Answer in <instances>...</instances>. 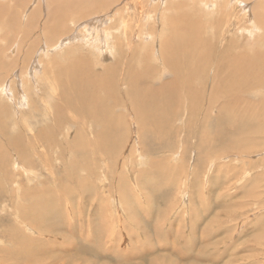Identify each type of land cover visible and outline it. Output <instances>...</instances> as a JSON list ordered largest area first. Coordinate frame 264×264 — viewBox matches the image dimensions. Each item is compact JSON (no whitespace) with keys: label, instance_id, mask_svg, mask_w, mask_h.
<instances>
[{"label":"rangeland","instance_id":"rangeland-1","mask_svg":"<svg viewBox=\"0 0 264 264\" xmlns=\"http://www.w3.org/2000/svg\"><path fill=\"white\" fill-rule=\"evenodd\" d=\"M34 1L36 2V0H0V138H1L0 139V149H1L0 155L1 154L3 155V156L2 155L0 156V204H1L0 205V250H1L0 251V255H1L0 262L7 263V264L24 263L26 261H23V262L20 261L19 263L18 260L10 259L7 256L8 251H11L12 256H13L12 258H15V255L16 256L18 255V252H19L18 250H25L23 247L26 248V247L31 246L30 249L37 248L35 244H29L27 242H26L27 244L26 246L23 239L28 237L27 240L28 239L36 240L39 236L38 235L39 233L38 234H33V233L36 232V229L40 228L39 227L41 224L40 220L41 219L44 220L46 217H41L44 213L43 212L40 213V211H38L35 208L38 204L34 205L30 203L32 201V198H30L31 201L28 202L29 196L23 197L19 194V190L24 191L27 188H32L33 185H37L36 188H34V190L32 191H35L36 189L42 191L41 188L42 189L44 188V190L45 189L50 190V188L51 189L53 188V190L55 191L54 196L57 198L60 197L59 202H60V208L62 209V213H63V209L66 208L64 210V213L61 215V217H63L62 221L66 226H64L62 230H54L48 227L46 228V232H44L45 235H52L53 238L49 240L50 243L54 244L53 241H55V244H56L59 241L58 244H61L63 241L62 238H67V240L70 241L69 237H63L62 234L66 232H70V230L72 229V225H76V217H78V210L81 209V207L83 209L79 210V215L83 216L82 221L84 225L86 223H89V224L92 223V221L91 222L88 221L89 220L88 208H95V214L98 219L95 225L97 230L100 227L103 228V229L100 228L99 229L100 231L106 230V232L104 233L110 234L107 241H109L110 243H113L114 242L113 240L115 239V236L116 234H118V232H120L122 236L126 234L127 237L131 235H136V233L138 232L136 222H140V221L136 220V217H137L135 213L136 207L141 208L144 211L150 209L154 213H158L157 217H161L160 214H162L164 216L163 220L165 221V223L169 224L168 221H172L174 218V217H171V213H169L170 209L173 208V206H175L177 208L176 212H172V214L177 216L178 214L177 210H179V206H181V208H184V210L186 209L187 215L186 214L185 215L186 216L189 215L188 217L192 219L193 223L198 221V219H200L201 222L202 220L204 221L202 222L203 224L199 221L200 229L205 224H207L209 227L212 226L211 227L212 233L213 231H215V229H219L217 232L219 234L218 239L212 242V244L216 243L215 246L213 247V250L220 251V250H224L225 248L231 247L230 250L235 249L234 251L236 254L244 256L245 258L248 259L246 261L247 263L245 262L244 264H264V238H263L264 236V206L261 207L262 209H260V211L258 212V209H259L258 204H264V138H262L263 141L261 140L259 143H256V140H252L251 143L249 142L248 144L243 142V145H249V146L251 145L252 150L250 152L253 153V154L252 153L250 154L251 158L245 159V163H241V162L237 163L235 161H233L232 163H229L227 162V159L225 161H222L219 159L214 160L213 157H207L208 160L206 158L200 157V159L197 161L196 148L199 143L200 136L202 134H206V135L219 134L220 132L218 131V129L223 127L222 124L213 122L214 120H216L215 114L218 113L217 112L218 110L213 111L212 117L209 119L210 121H200V120H197V117H196L195 103L197 101L198 93L205 94L208 97L211 96L212 98L220 95V93L211 91L204 87L205 81L211 78L212 75L214 76L213 72H214L215 66H214L213 61L211 62L210 60H208V61L200 62V64L198 65V70L200 74L195 79V82L190 83L189 88L186 90V93H188V95L192 98V99H188V106L190 107L192 114L190 116L187 114L185 115L181 114V116L179 117L176 111L171 110L170 118L172 119V123L169 125L171 127V131H169V128L167 126L165 127L167 132L165 133V140H164V142L168 141L170 145L163 142V146L165 147L169 146V147H168V152L164 151L165 153L162 154L161 157L151 155V151L153 150L152 148L156 146L158 142H160L159 139L157 141L155 138H153L152 135L143 133L144 128L143 130H141L140 138H139V135L137 136V133L136 135L134 134L135 131L138 132V129L141 126L136 121L138 117L142 116L140 114L141 107L140 109H136V113H137L136 118L129 110L126 111V114L128 113L129 115H125L123 111L119 110L121 107H118V106L115 107L113 98H107L109 91H108V87L106 84L104 88L102 87L99 89L97 93L98 94L97 99L95 100L94 105L92 107L97 106L101 110V111H97V118L100 112L103 113V111L104 112L109 111L112 108L116 111V113H121L125 117V120H126L124 125L120 123L119 130H122V131L121 132L117 131L118 133H115L111 139H106L104 138V136H106L105 132L102 131L104 128V125L101 122L100 123L90 122V121L83 122L80 120L79 116L77 115H76L77 116L76 119L69 118L71 117V115H69V117L66 116L65 117V127H67V129L69 128L68 126L70 125H76L72 127V130L70 129L69 131L70 134H72L74 130L78 131L79 128L81 131H83L82 138L79 140V137H78L79 142L78 144L75 143V145H78V148H80L81 150H79L78 148L77 150L76 147H72L64 151L65 153L69 151L66 154L62 151L64 154V165L60 164V161L57 157L59 156L60 150L55 149V150H51V152L49 151L48 153H45L44 157H46L45 160L49 162V168L48 166H45V168H43L39 166L38 164V166H36L33 169L34 171L31 169L32 171L30 172H34L37 174V176H35L36 179H34L33 182H28L25 175L19 176L17 174L21 172L20 170L26 169V167L22 166L19 161L17 162L15 161L16 164L14 165V160H12V157H14V154L12 153V151H7L8 146L6 144V141L8 140V137L9 139L12 138L13 140L19 137V140H20L19 142H21V144L24 145L27 138H29L28 146L30 147V141H35L36 139V134H37L36 125H47L49 114H53V113L55 114L54 111L56 110V106H57L58 113H59V110L65 109V105L63 104V100L61 99L60 94L62 92H67L66 89L63 87L69 81L68 80L69 76L66 78H63L60 76V74H61V71L66 70L64 69V67H67L71 64V62H69L70 64L67 63L68 59H72L71 56L77 55V53L79 52H81L79 54H86L85 56H87V58L90 56L89 63H88V60H86L87 63L85 64H86V67H88L90 71L91 69H93L92 70L93 73L96 74V76L94 75L95 77H99L100 74L102 73V70H104V74L102 75V77H104L106 73L109 71L105 67H109L112 69L118 68V67L117 68L114 67V63H115L114 59L116 58L115 56L118 53L116 46H112V48H114L112 50L110 49L107 50V45L105 46V49L107 51L106 55L109 56L108 58H106L107 56L105 57V53L103 55L102 51H98L100 54L94 51L93 49L95 47H93V43L90 44L91 46H89V45H86L84 41L82 42L75 41V43L71 41L67 43L68 44L67 46L69 47L67 46L65 47V45L63 46L61 45L62 47L60 46L59 49L58 48L55 49L56 47L59 46L57 45V42L59 41L58 39L60 37L62 38V36L59 35V31H61V28L56 29L57 30L56 32L58 34L54 31L46 32V30H43V29L40 30V28L46 29L45 27H43L45 26V24L48 23V18L46 17L45 19V15H47L46 12H48V9H50L52 6L54 10H56V7L62 10V12H64L66 17H68V15L71 16L72 18L77 17L76 16L77 13L81 11H79L80 8L77 6L76 0H72L74 4L72 5L74 7L68 4L67 0H43V1L40 0V4L38 5V7L37 5L35 6V4H33ZM92 1L91 0L84 1L82 5H79V6L80 7L84 6L83 10L86 11L87 9L88 14L91 13L92 10H95L93 12H96V10L98 11L99 7H101L100 8L101 11L104 10L105 8H108V6L106 5L99 6L95 2L92 3ZM110 1L113 2V0H108L109 3H111ZM127 1H126L127 6L128 4H130L131 6H128V7H130V9L132 8L130 11V16H128V10L125 11V17L119 16L118 14H116L115 16L114 10L122 7L123 3L122 2L114 3L111 7L112 10H110L109 13L107 14H112L116 18L113 17L112 22L109 23L110 25H112L111 27H108L110 26L109 24L108 26L103 25L104 31L112 35L111 42L115 41L114 40L115 38H118L122 40L121 42H124L123 45H120V47L118 46L121 52L126 51L125 53H127V51H129L128 44H129V41L131 40L133 41V43L135 42L131 46L132 51L140 50V49L141 50L150 49V51L151 49H153L154 51H156L157 49L160 50V48L156 46L158 45L157 44L158 42H156L158 41V39L164 40V39H172L173 37L183 36V35H179L178 33V23L180 19L178 12L176 11L167 12V10L165 9L166 6H162V5L159 6V4H156L158 3L157 1H154L155 3L154 2L150 3L151 1L147 2V0H137V1L135 0L136 2L134 0H127ZM15 2L17 4H14ZM164 2L165 4H168L169 2H173V1L166 0ZM40 8H42V10ZM88 9L89 10L91 9V10L88 12ZM141 9L143 12L141 11ZM33 10L36 11V15L34 17L32 15ZM54 10H52L53 13H54ZM205 11H207V8ZM208 11H212V9L209 8ZM154 13L155 15H157L156 17ZM29 14H30V17H29ZM74 14L76 15L74 16ZM141 15H142V18H141ZM52 16L53 17L50 18V22H51V19H54V15ZM22 17H24V19ZM137 17H139L140 20L137 19ZM124 18L131 19V20H126ZM133 19L134 20L136 19V20L134 21ZM71 21H73V19ZM43 22H46V23H43ZM137 23H139V25H137ZM50 24H53V22H51ZM63 26L60 25V27H62L63 29L62 35H64V37L69 33V30H71L72 31L71 33L73 34V31H74L73 27L70 26L71 27L70 28L69 26L66 27V25H63ZM25 28L26 30H24ZM76 29L81 30L82 28H79V26H77ZM118 29H120V31L117 32L116 30ZM124 30H126L127 32L131 31L133 35L128 33V38L125 35V38L123 39V36L121 34H125ZM152 30H155L154 31L155 34L153 33L150 34ZM213 30L214 29L209 28L207 30L208 32L207 36L203 38L211 40L210 37L212 36ZM138 32L141 33L139 35L146 37L143 41L137 38ZM44 33H46L47 36ZM149 34L152 36L158 35L157 39L155 40L153 39L155 42L151 41V43H149L148 41ZM256 35L257 36L252 35V37L253 38L261 37L263 33L261 31H258L256 32ZM133 36H134V39H133ZM126 39L128 42L126 41ZM227 40L232 41V43L245 41L247 43V52L250 51V45L247 42L248 36L246 34L239 33V30L230 32V34H228ZM211 41L214 44V41L213 40ZM262 41H263V44H262L261 50H264V39ZM126 42L128 44H126ZM141 42L143 43L140 44ZM82 47L85 48L86 50L85 49L81 50L80 48ZM62 49H64V51ZM84 51L85 52L87 51V52L85 53ZM112 51L115 54H113ZM35 54H37L38 56L37 55L35 56ZM39 57L41 61L39 60ZM78 57H76L75 59L78 60ZM145 59L147 60V57ZM154 59L155 57L153 58V61L151 64L155 62ZM128 60L129 59L128 57L126 58V56H125V59L120 60L118 62V66H120L118 70H121L122 67L125 68L122 62L128 61ZM134 60H133L134 64L132 66L133 67L132 72L135 69V71H138V73H141L142 66L140 65V69H139V65H138V64H141L139 63L140 61L137 60V58L135 61ZM90 62H92L93 64ZM49 63L50 65H48ZM156 63H157L156 65L158 66L161 65L159 61H157ZM53 64L56 66H53ZM29 65L30 66L32 65L34 69L30 68ZM27 68H28L29 73L26 74L27 76L26 77L24 73L26 72ZM44 68L46 69L45 72H44ZM52 69L55 71V73ZM112 72H114V70H112ZM160 72L165 73L163 75L162 80H159L156 75H153V77L150 75L151 76L150 78L148 74L146 78L145 76H143L144 81L146 79L149 83H151V85H153L154 87H158L161 84H164L166 81H169L173 78L172 77L173 74L166 72V70L165 71L162 70ZM70 73L71 72H69V75ZM183 73L186 74V72L184 71ZM142 75H146V73L143 72ZM147 77L149 78V80ZM152 78L155 79L156 83H153ZM60 79L61 80L63 79V81H60ZM56 83L58 84L56 85ZM252 92L254 91L250 90L246 93L238 92L235 94H231L227 100L233 105L242 107L244 101H253L255 103H258L260 99L264 98V92L259 94L260 95L259 97H252V94L249 95ZM112 94H116L115 88L113 89ZM75 95H78V94H75ZM86 97L90 98V96H88L87 94H86ZM57 101L59 103L58 105H56ZM221 102L222 100H218V103H221ZM53 104L56 106H54ZM134 106L136 108V105ZM174 107L175 109H178L179 107H183V106L174 105ZM92 114H93V110L90 109L86 115L88 118H91ZM58 115H61V114L59 113ZM221 115L225 117H236V115L227 113L225 111L221 112ZM61 116H64V115H61ZM23 127L26 129L23 130ZM75 134L76 133H73L71 137L70 135H68V137H70L73 142H75V139H72V137ZM20 135L22 136V138H20ZM86 135L88 138L86 137ZM221 135H223L222 137H229V133L226 135L224 134H221ZM148 148H150V150L148 152H145ZM109 150H111L112 153H107V152H111ZM77 151L79 154H77ZM256 152L257 154H259L260 157L256 154ZM26 153L27 154H24V157L26 158L28 156V159L30 158L31 160H33L30 151L27 150ZM67 154L70 156H68ZM111 154L112 155L114 154L115 158L113 156L111 157ZM129 154L130 156H128ZM104 155H106V157ZM51 156L54 157L53 161H52ZM5 158L7 159L5 160ZM104 158L105 160L103 161L100 160ZM153 160H156L154 165L159 166L158 172L155 175H164L165 177L163 184H165L166 190H163L159 195L157 194L151 195L152 190L150 191V186L147 184V180L150 178L148 175L152 176L149 170L152 169ZM211 160H214V161H213V166L210 167V165L212 164ZM117 161L118 163H116ZM145 161H146V166L141 167L140 165L145 163ZM82 164H84V166L89 170L87 173L83 172ZM172 164L176 168L171 167L170 165ZM51 168L53 170L51 172L53 176L55 177L54 180L52 179V175L50 176V174H47V172L44 171L45 169L51 170ZM142 169L145 172H143ZM3 172L10 173V174L15 172L14 175L16 176L18 175V177L15 178V183L19 182L18 185L20 186L21 189H19V186L15 187L14 189L15 183L12 181L10 182V184L7 183ZM192 173H197V177L193 181L191 180ZM76 175H78L80 179H82L83 177L84 180L88 181L90 185L85 183V185L79 184L78 186H76V184H74L76 181L75 180ZM185 178L190 179V183H189L190 189H187V190H189L191 194H195L197 196L201 194L204 195V188L208 186L207 180L209 179L224 180L225 184H222L220 188H218L217 185L216 187H214V193L217 195H219L218 193H221L219 199L222 198L223 201L225 202L224 206H222L221 214L218 220H214L210 217L203 219L204 217V215H202L203 209L202 207L198 208L201 205L197 197L195 198L197 199L198 204L196 203L195 206L194 204H189L188 206L186 197L183 200L181 199L183 196V190L186 189L185 188V184H186ZM55 180H58V181H55ZM6 183L8 184L9 187L7 186ZM49 183H50V186H49ZM138 184H140L142 187ZM16 188L18 190V193H15V195L17 194L15 196L13 192L17 191ZM130 188L131 190H129ZM141 189H142V193H141L142 197L137 195L139 193L138 191ZM132 190H134V192ZM45 191L47 192V190ZM159 191L160 190H154L153 192L157 193ZM56 192H58V194ZM87 193H90V194L87 195ZM92 193L94 194V198H92L93 197ZM7 195L10 197L9 200L6 198ZM14 196L18 198L15 199ZM81 197H83L84 199ZM215 197L216 196L214 194H212V197H207L206 195H204L202 199L204 201L203 202L204 207H208L211 204L212 199H214ZM142 198L145 200L144 203L140 202L141 201L140 199ZM74 200H75V203H74ZM100 202L102 203L101 204L102 207L98 206L100 205ZM70 203L72 204V206L70 205ZM83 206L85 207V209ZM69 207L70 208L72 207V209H70ZM193 207H196V210H195L196 212L193 211L194 210L192 209ZM102 209L105 211H103ZM110 209L112 210L110 211ZM124 209L128 212L126 217H125ZM214 209L216 208L214 207ZM36 211H37L36 214L33 213ZM99 211L100 212L103 211L107 213H103V212L100 213ZM189 212L191 213V215L188 214ZM131 213H133V215H131ZM259 213H261V215H259ZM106 214L109 216L107 217ZM111 215L112 216L114 215V216L112 217ZM225 215H228V217L226 219H223ZM193 216H195L194 219L192 218ZM34 220L36 222H34ZM104 220L105 221L107 220V223ZM177 220L175 223L173 222V225L175 226L177 224L176 227L178 228V232H176L175 235L179 233V229L180 228L182 229L183 225L187 226V228L185 229L183 233H187V229L190 227L189 223L185 221V218L181 220L179 219ZM182 220H183V223H182ZM101 222L102 223L105 222L106 224L104 223L103 224L104 226H103ZM124 222L127 224V227L129 226L130 228L129 231L126 230V228L124 227H122L123 229H121L120 225L123 224ZM143 223L144 225L140 224L141 229L139 231L146 230V228L151 229V222L148 223V222H145L144 220ZM165 223L162 221V224H165ZM107 225L109 226V229L111 228L110 231H107L108 229ZM106 226L107 228H105ZM28 227L31 229H29ZM90 227H91V230H93L94 225H91ZM242 227H243V230L248 227L247 228L248 232L245 234L246 237L238 238V235L241 234L239 232H241ZM167 229L168 228L166 227L165 230ZM26 231H29V232H26ZM175 235L173 236V238H175ZM20 237L22 238L24 237V238L22 239ZM44 237H47V236H44ZM144 237H146L145 234H144ZM185 240L187 241L189 239L186 238ZM107 241H106V245L109 244ZM79 243L80 244L78 247L80 250L77 248L78 254L76 253V251L74 252V250L73 251L66 250L64 252L62 249L61 250L60 248L58 249V251L63 255V257L65 255L67 256L66 257L67 264H105L104 262H109V261L110 262L107 264H116L115 259L113 261V259H111L109 255H103L102 253L97 254V255H94V254L92 255L91 253L92 250H90L89 247L87 248L88 245L83 244V242L81 241H79ZM20 244H22L23 249L21 248ZM63 246L67 247V245L65 244ZM26 249L28 250V248ZM122 249H124L123 246H122ZM128 249L132 252H135L134 246L132 247L129 246ZM73 253H76V254H73ZM2 255H5V256H2ZM77 255H80L81 258H79L80 256H77ZM161 255L162 254H158L157 256V252H156V254H154L153 257L150 256L153 258V260L151 258L150 261L155 262L159 258L163 259ZM32 258L35 259V257H32ZM32 258L30 259V261L28 260L29 263L26 262L24 264H34L35 262L37 264V260L39 259V257H36L37 258L36 260H32ZM170 259L175 260V258H170ZM97 260H100V261H97ZM147 261H148L147 257L145 259L135 260L136 264H145V263L147 264Z\"/></svg>","mask_w":264,"mask_h":264},{"label":"bare ground","instance_id":"bare-ground-1","mask_svg":"<svg viewBox=\"0 0 264 264\" xmlns=\"http://www.w3.org/2000/svg\"><path fill=\"white\" fill-rule=\"evenodd\" d=\"M84 1H89V0H84ZM84 1L83 0H80V1L76 0V4L80 8L79 11H81V12H78L77 15L74 14V16L75 15L77 16L75 18L74 17L72 18L69 15H68V17H66L64 12H62V10L58 9V7H56V10H54L52 8L53 7L52 6L50 9H48V12H46L47 15H45V19H46V17L48 18V23L45 24V26H43V27H45L46 29L40 28V30L43 29V30H46V32L47 31L56 32L57 31L56 29L61 28V31H59V35L62 36V38L60 37L58 39L59 41L57 42V45H59V46L56 47L55 49H57V48L59 49L61 45L62 46L65 45V47H66L68 45L67 43H69L71 41L74 43H75V41H81V42L84 41L85 44L89 45V46H91L90 44L93 43V47H95L93 50L96 52L102 51L103 55L105 53V57H106L107 51L105 49V46L107 45V50L108 49L112 50V49H114V48H112V46H116L118 53L116 54V56H115L116 58L114 59L115 60L114 67L115 68L118 67V68L112 69L109 67H105L107 70H109L106 73V75L104 77H102V75L104 74V70H102V73L100 74V76L95 77L96 74L93 73V71H92L93 69H91V71H90L88 69V67H86V64H85V63H87L86 60H88V63H89L90 56L87 58V56H85L86 54H79V53H81V52H79V53H77V55H74V56L72 55L71 56L72 59H68L67 63L70 64L69 62H71V64L67 67H64V69H66V70H64V69H63L64 71L60 70L61 71V74H60L61 77L66 78L69 76V79H68L69 81L63 87L66 89L67 92H62L60 94L61 99L63 100V104L65 105V109L59 110V113L61 115H64V116L58 115L59 113H58L56 105H58L59 103L57 101L56 105L53 104L54 106H56V110L54 111L55 114L53 112H52L53 114H49L48 124L47 125H36L37 126L36 127V133H37L36 139H35V141H30V147L28 146L29 138H27L24 145H22L21 142H19L20 141L19 137H17L18 140L17 139L13 140L12 138L9 139V137H8V140L6 141V144L8 146V150L7 149L6 150L12 151V153L14 154V157H12V160H14V165L16 164L17 161H19L22 166L26 167V169H22V170H20L21 171L20 173H17L19 176L25 175L28 182H33L34 179H36L35 176H37V174L34 172H30V171H32L36 166H38V164H39V166H41L43 168H45V166H48V168H49V162L47 160H45L46 157H44L45 153H48L49 151L51 152V150H55V149L60 150L59 156H57V157L60 161V164L64 165V154H63V152L66 149H70L72 147H76V149L78 148V145H75V143L78 144L79 140L82 138L83 131H81L79 128L78 131L74 130L72 132V134L76 133L72 137V139H75V142H73L70 138L72 134H70L69 131H70V129L72 130V127H74L76 125H70V126H68L69 128L67 129V127H65V117L66 116L69 117V115H71V117H69V118H73V119H76V117L79 116L80 120L83 122H85V121L96 122V123L101 122L104 125V128L102 131L105 132L106 136H104V138H106V139H111L115 133H118L117 131H119V132L122 131V130H119L120 123H122L124 125L126 120H125V117L121 113H116V111L112 108L109 111H105V112L103 111V113L100 112L98 115V118H97V111H101V110L97 106L92 107L94 105L95 100L97 99V96H98L97 93H98L99 89L102 87L104 88L106 84H107L108 91H109L107 98H113L114 103H115V107H117V106L121 107L119 110L123 111L125 113V115H129L128 113L126 114V111L129 110L134 115V117L136 118L137 117L136 109H140V107H141L140 114L142 116L138 117L136 119L138 124H140L141 126L139 125L140 126L138 129L139 133L137 131H135L134 134L136 135V133H137V136L139 135V138H140L141 130H143V128H144L143 133L152 135L153 138H155L157 141L159 139L160 142H158V144L152 148L153 150L151 151V155L161 157V155L165 153L164 151L168 152L169 146L168 147L163 146V142L165 140V133L167 132L165 127L167 126L169 128V131H171V127L169 126L172 123V119L170 118V112H171V110L176 111V113L179 117L181 116V114H184V115L187 114L189 116L192 114V111H191L190 107L188 106V99H192V98L188 95V93H186V90L189 88L190 83L195 82V79L199 76L200 72L198 70V65L200 64V62H204V61H208V60H210L211 62L212 61L214 62V66H215L214 72H213L214 76L212 75L211 78H209L205 81L204 87L206 89L211 90V91L218 92V93H220V95L212 98L211 96L208 97L205 94L198 93L197 94V101L195 103L196 117H197V120H200V121H210L209 119L212 117L213 111L218 110L217 111L218 113L215 114L216 120H214L213 122L218 123V124H222L223 127L218 129V131L220 132L219 134H215V135L202 134L203 136L202 135L200 136L199 143H198L197 148H196L197 161L200 159V157L206 158V159H207V157H213L214 160L219 159V160L225 161L227 159V162H229V163H232L233 161H235L237 163H239V162L245 163V159L251 158L250 154L252 152H250V151L252 150V147H251V145L250 146L249 145H243V142L248 144L249 142L251 143L252 140H256V143H259L262 140V138H264V98L260 99L258 101V103H255L253 101H244L242 107L231 104L227 99L231 94H235L238 92L246 93L250 90L254 91V92L249 94V95L252 94V97H259L260 96L259 94L264 92V50H261L262 44H263L262 40L264 39V0H172L173 2H169V3L167 2L168 4H165L164 1H166V0H164V1L163 0H147V2L151 1L150 3L157 1L158 3H156V4H159V6L160 5L166 6L165 9L167 10V12H173V11L178 12L179 16H180L179 23H178V33H179V35H183V36L173 37L172 39H164V40L158 39V41H156V42H158L157 43L158 45H156V46H158L160 48V50L157 49L156 51H154L153 49H151V51H150V49H148V50H141L140 49V50H133L132 51L131 46L135 42L133 43V41L131 40V41H129V44H128L127 43L128 41L126 39V41H127L126 44L129 45V51H127V53H125L126 51L121 52L118 48V46L120 47V45H123L124 42H121L122 40H120L118 38H115L114 39L115 41L111 42V39H112L111 36L112 35L106 31H104V29H103V25L108 26V24L111 23L113 20L114 16L112 14H107V13H109V11L112 10L111 7L114 3H119V2L123 3L122 7L114 10L115 16H116V14H118L119 16L125 17V11H127V10H128V16H130V11L132 8L130 9V7H128V6H131L130 4H128V6H127V3H126L127 0H113V2L110 1L111 3H109L108 0H96V1L91 0L92 3L95 2L99 6L100 5L101 6L106 5V6H108V8H105L104 10L101 11L100 10L101 7H99L98 11L96 10V12H93L95 10H92L91 13H89V14L87 13V9H86V11L83 10L84 6L83 7L79 6V5H82V3ZM34 2H33V4H35V6L37 5V7H38V5L40 4V0H36V2L35 3ZM67 3L70 5L73 4L72 0H67ZM139 3H141V2H139ZM14 4H17V3L15 2ZM159 6H157V7H159ZM206 8H207V11L209 8L212 9V11L207 12V11H205ZM40 9L42 10V8H40ZM95 9H96V7H95ZM34 10L32 12L33 17L36 15V11H34ZM52 10H54V13ZM90 10L88 9V12ZM63 11H64V9H63ZM141 11H142V9H141ZM51 12H52V14H51ZM139 13H141V12H139ZM52 15H54V19H51V22H53V24H50L51 23L50 18L53 17ZM154 15H155V13H154ZM156 16L157 15H155V17ZM29 17H30V14H29ZM15 18H16V16H15ZM22 18L24 19V17H22ZM114 18H116V17H114ZM131 18H133V17H131ZM141 18H142V15H141ZM72 19H73V21H71ZM124 19H126V18H124ZM137 19H139V17H137ZM126 20H131V19H126ZM21 22H22V20H21ZM28 22H30V21H28ZM43 23H46V22H43ZM60 25L61 26L66 25V27L67 26L73 27L74 28L73 34L71 33L72 31L69 30V33L67 35L65 34L66 36L64 37V35H62L63 29H62V27H60ZM137 25H139V23H137ZM77 26H79V28H82V29L77 30L76 29ZM111 26L112 25H110L108 27H111ZM209 28L214 29L212 36L210 37V39L214 41V44L212 43L211 40L203 38V37L207 36V34H208L207 30ZM24 30H26V28ZM237 30H239V33L246 34L248 36L247 42L250 45V51L249 52H247V43L245 41L232 43V41L227 40L228 34H230V32H234ZM116 31L118 32V31H120V29H118ZM154 31L155 30H152L150 32V34L151 33L155 34ZM258 31H261L263 33V35H261V37L253 38L252 35L257 36L256 32H258ZM124 32H125V34H121L123 36V39L125 38V35L128 38V33L133 35V33L131 31L127 32L126 30H124ZM44 34L46 35V33H44ZM52 34H51V36H52ZM139 34H141V33L138 32L137 38H139L143 41L146 37H143L142 35H139ZM150 34L148 36L149 43H151V41L155 42L154 40L158 38V35L152 36ZM129 38H131V37H129ZM150 38H152V39H150ZM133 39H134V36H133ZM142 43L143 42H141L140 44H142ZM67 47H69V46H67ZM80 49L83 50L85 48L82 47ZM62 50L64 51V49H62ZM84 52H82V53H84ZM113 54H115V53L113 52ZM36 55L37 54H35V56ZM103 55H101V56H103ZM125 56H126V58L128 57V59H129L128 61L122 62L123 66L125 68L122 67L121 68L122 71L118 70L120 68V66H118V62L120 60L125 59ZM76 57H78V60L75 59ZM108 57L109 56H107L106 58H108ZM146 57H147V60L145 59ZM154 57H155V59H154L155 62H153V64H151ZM136 58H137V60L140 61L139 63H141V64H138L139 69H140V65L142 66L141 67V70H142L141 73H138V71H135V69L132 72V68H133L132 66L134 64L133 60L134 59L136 60ZM39 60L41 61L40 57H39ZM157 61H159V63L161 64L160 66L156 65ZM42 62H41V64H42ZM90 63H92V62H90ZM136 64H137V62H136ZM48 65H50V63ZM31 66L29 65L30 68H33L34 65L32 67ZM53 66H56V65L53 64ZM28 68L26 69V72L24 73L25 76H26V74L29 73ZM45 70L46 69L44 68V72H45ZM112 70H114V72H112ZM162 70L163 71L166 70V72L172 73L173 78L169 81H166L164 84H161L158 87H154L146 79L144 81L143 76H145V78H146V76L148 74H149V76L151 75L152 77H153V75H156L159 80H162L163 75L165 74L164 72L163 73L160 72ZM183 71L186 72V74L183 73ZM37 72H39V71H37ZM69 72H71L70 75H69ZM143 72L146 73V75H142ZM54 73H55V71H54ZM56 73H57V71H56ZM151 76H150V78H151ZM57 77H59V76H57ZM148 80H149V78H148ZM60 81H63V79L62 80L60 79ZM152 81H153V83H156L154 78H152ZM57 84L58 83H56V85ZM60 84H61V82H60ZM114 88L116 89V94H112V91ZM261 90H263V91H261ZM75 94H78V95H75ZM86 94L88 96H90V98H87ZM218 100H222V102L218 103ZM53 103H55V102H53ZM134 105H136V108ZM174 105H182L183 107H179L178 109H175ZM90 109L93 110V114H92L91 118H88L86 114ZM223 111H225L227 113H231L233 115H236V117H225V116L221 115V112H223ZM138 115H139V113H138ZM140 119H141V121H140ZM25 129L26 128L23 127V130H25ZM124 133H125V131H124ZM228 133H229V137H222L223 135H221V134L226 135ZM68 135H70V137H68ZM144 136H145V134H144ZM78 137H79V140H78ZM86 137H87V135H86ZM20 138H22L21 135H20ZM4 143H5V141H4ZM164 143L170 145V143L168 141H166ZM121 144H122V142H121ZM4 148H2V149H4ZM78 149L81 150L80 148H78ZM27 150L30 151L33 160H31L30 158L28 159L27 155H26L27 156L26 158L24 157V154H27L26 153ZM149 150H150V148H148L145 152H148ZM255 150H257V149H255ZM72 151H74V150H72ZM109 151H111V150H109ZM68 152H66V153H68ZM257 152H256V154H257ZM107 153H112V151L107 152ZM77 154H79L78 151H77ZM148 154H150V153H148ZM73 155H74V153H73ZM257 155L259 156V154H257ZM4 156H6V155H4ZM68 156H70V155H68ZM104 156L106 157V155H104ZM112 156L114 157V154L113 155L111 154V157ZM128 156H130V154ZM128 156H126V157H128ZM162 157H164V156H162ZM7 158H5V160ZM53 158L54 157H52V161H53ZM100 160L103 161V160H105V158L100 159ZM100 160H98V161H100ZM214 160H211L212 164L210 165V167L213 166ZM155 162H156V160L152 161V169L149 170L152 176L148 175L150 178L147 180V184L150 186V191L152 190L151 195H156V194L159 195L163 190H166V186H165V184H163L164 179H165L164 175H155L158 172V167H159V166L154 165ZM116 163H118V161ZM247 165H249V164H247ZM52 166H53V164H52ZM126 166H128V165H126ZM140 166L141 167L146 166V161H145V163L141 164ZM170 166L173 168H176L173 164ZM255 166H257V165H255ZM105 167H107V166H105ZM239 168H241V167H239ZM246 168H247V166H246ZM82 170L84 173H87L89 171L84 166V164H82ZM104 170H105V168H104ZM44 171H46L47 174H50V176L52 175V179L54 180L55 177L53 176V174L51 172V171H53L52 168H51V170L45 169ZM142 171H143V169H142ZM143 172H145V171H143ZM3 173H4V176L6 178L7 183L10 184L11 181L15 183V178L18 177V175L17 176L14 175L15 172L12 174L6 173V172H3ZM10 175L12 178L10 177ZM1 177H3V176H1ZM196 177H197V173H192L191 180L193 181ZM243 177H244V175H243ZM22 178H24V177H22ZM70 178H68V179H70ZM144 178H146V177H144ZM209 178H210V176H209ZM137 179H139V178H137ZM232 179H233V177H232ZM75 180L76 181L74 184H76V186H78L79 184L85 185V183L90 185L88 181L84 180L83 177H82V179H80L78 175H76ZM105 180H106V178H105ZM55 181H58V180H55ZM72 181H73V179H72ZM185 181H186V184H185L186 189L183 190V196L181 199L183 200L186 197L188 206H189V204H194V206H195V204L196 203L198 204V201H199L201 206H199L198 208L202 207V209H203L202 210L203 211L202 215H204L203 219L210 217L214 220H218L220 217V214H221L222 206H224L225 202L223 201L222 198L219 199L221 193H218L219 195L214 193V187H216V185H217L218 188H220V186L222 184H225L224 180H221V179L220 180H218V179L207 180L208 186L206 188H204V195H206L207 197H212V194H214L216 196L214 199H212V202L208 207H204V203H203L204 201L202 200L204 195L201 194V192H200L201 195L197 196L195 194H191L190 191L187 190V189H190V185H189L190 179L185 178ZM18 183L19 182H16L14 184V189H15V187L19 186ZM45 183H46V181H45ZM138 185H140V184H138ZM7 186H8V184H7ZM36 186L37 185H33L32 188H27L24 191L19 190V194L23 197L29 196L28 202H30L31 201L30 198H32V201L30 203H32L34 205L38 204L35 208L38 211H40V213H42V212L44 213L41 217H46V218L44 220L43 219L40 220L41 224H40V226L38 225L40 228L36 229V232L33 233V234L39 233L38 234L39 236L36 240L35 239H28L27 240L28 237L27 238L23 237L24 239L22 237H20L23 239L25 244H26V242L29 244H35V246L37 248L30 249L31 246H29V247H26V248H28V250H27L25 247H23L25 250H18L19 251L18 255L17 256L15 255V258H12L13 256H12L11 251H8V255L6 254L10 259L18 260L19 263H20V261H22V262L26 261L27 263H29L28 260L30 261V259L32 257H35V259L32 258V260H36L37 259L36 257H39V259L37 260V264H67V262H66L67 256L65 255L63 257V255L58 251V249L60 248V250L62 249L64 252L66 250H68V251L74 250V252L76 251V253L78 254L77 248L79 249V247H78L80 244L79 241L83 242V244H85V245H88L87 248L89 247L90 250H92V252H91L92 255L93 254L97 255L100 253H102L103 255H109L111 257V259H113V261L115 259L116 264H136L135 260L145 259L146 257L148 258L147 264H244L248 260L244 256L236 254L234 251L235 249L230 250L231 247L225 248L224 250H220V251L213 250V247L215 246L216 243L212 244V242L214 240L218 239L219 234L217 232L219 229H215V231H213V233H212L211 232L212 226L209 227L207 224H205L200 229V222H201L200 219H198V221L193 223L192 219H190V217H188L189 215L186 216L187 215L186 209L184 210V208H181V206H179V210H177L178 211L177 216L172 214V212H176L177 208L175 206H173V208L170 209L169 213H171V217H174V218L172 221H168L169 224L165 223V221L163 220L164 216L162 214H160L161 217H157L158 213H154L150 209L144 211L141 208L136 207L135 208V213L137 216L136 220L141 222V223L136 222L138 232L136 233V235H131L129 237H127L126 234H124L122 236V234L120 232H118V234H116V236H115V239L113 240L114 241L113 243H110L109 241H107L110 234L104 233V232H106V230H101V231L99 230L102 227H100L98 229L99 230V232H98V230L95 226L97 221H98L97 216L95 214V208H88V212H89L88 213V215H89L88 221L89 222L92 221V223H90V224L86 223L85 224L86 226H85L83 221H82L83 216L79 215V210L83 209L81 207V209H79V210L77 209L78 210V217H76V225H72V229L70 230V232H66V233L62 234L63 237H69L70 241H68L67 238H62L63 241L61 244H58L59 241L57 240L58 242L56 244H55V241H53L55 244L54 245L53 243L49 242V240L51 238H53L52 235H45L44 232H46V228H48V227H50L54 230H62L63 227L66 226L62 221L63 217H61V215L64 213V210L66 208L63 209V213H62V209L60 208V202H59L60 197L57 198L54 196L55 191L53 190V188L52 189L50 188V190L45 189V190H47V192L44 190V188L43 189L41 188L42 191H40L38 189H36L35 191H32V190H34V188H36ZM49 186H50V183H49ZM108 187H110V186H108ZM4 189H6V188H4ZM19 189H21L20 186H19ZM56 189H58V188H56ZM142 189L138 191L139 193L137 192L138 193L137 195L140 197H142L141 196ZM16 190H17V188H16ZM129 190H131V188ZM154 190H160V191L156 193V192H153ZM93 191H94V189H93ZM132 191L134 192V190H132ZM33 192H34V194H33ZM13 193L15 195V193H18V190L13 192ZM56 193L58 194V192H56ZM90 193H87V195H89ZM71 194H73V193H71ZM60 195H61V193H60ZM15 196H14L15 199L18 198ZM97 197H98V195H97ZM195 197H197L198 201ZM6 198L8 200L10 199V197L8 195L6 196ZM81 198H83V197H81ZM92 198H94V194H93ZM95 199H97V198H95ZM120 200H122V199H120ZM140 200H141L140 202H142V203H144V201H145L143 198ZM13 201H14V199H13ZM176 201H177V199H176ZM71 203H70V205L72 206ZM74 203H75V200H74ZM79 203H80V201H79ZM101 204L102 203L100 202V205H98V204L97 205L101 206ZM116 204H118V203H116ZM89 205H90V203H89ZM178 205H179V203H178ZM2 206H4V205H2ZM61 206H62V204H61ZM258 206H259V209H258V212H259L260 209H262L261 207L264 206V204H258ZM63 207H64V205H63ZM214 207L218 210L214 209ZM70 209H72V207ZM84 209H85V207H84ZM192 209H194L193 211H195L196 207H193ZM225 209H226V207H225ZM31 210H30V212H31ZM111 210L112 209H110V211ZM103 211H105V210H103ZM103 211H101V212H103ZM124 211H125L124 213H125V217H126L128 212L125 209H124ZM33 213L36 214L37 211L33 212ZM96 213H97V211H96ZM103 213H107V212H103ZM188 214L191 215L190 212ZM131 215H133V213H131ZM259 215H261V213H259ZM108 216L109 215H107V217ZM195 216H193L192 218L194 219ZM99 217H100V215H99ZM103 217H105V216H103ZM227 217H228V215H225V217L223 219H226ZM183 218H185V221L187 223H189L190 227L187 229V233H183L185 231V229L187 228L186 225H183L182 229L181 228L179 229V233H177L175 235V233L178 232V228L176 227L177 224L175 226L173 225V222L175 223L177 219L181 220ZM144 220H145V222H148V223L151 222V229L146 228V230H141L142 231L141 232V231H139L141 229L140 224L144 225V223H143ZM31 221H29V222H31ZM162 221L165 224H162ZM34 222H36V221L34 220ZM105 222L107 223V220ZM202 222H204V221L202 220ZM104 223H102V225ZM124 223L120 225L121 229H123L122 227H124V228H126V230L129 231V229H130L129 226L127 227V224L126 223L124 224ZM182 223H183V220H182ZM91 225H94L93 230H91V227H90ZM107 226L105 228H107ZM166 227L168 228L167 230H165ZM20 228H21V226H20ZM22 228H23V226H22ZM31 228H29V229H31ZM247 228L243 230V227H242L241 232H239L241 234L238 235V238L246 237L245 234L248 232ZM12 229H13V227H12ZM108 229H109V226H108ZM108 229H107V231H110L111 228L109 230ZM26 232H29V231H26ZM143 233L146 235V237H144ZM173 234L175 235V238H173V236H174ZM44 236H47V237H44ZM186 238H188L189 240L186 241L185 240ZM263 238H264V236H263ZM106 241L109 243L108 245H106ZM64 244L67 245V247L63 246ZM20 246L22 248V244H20ZM26 246H27V244H26ZM122 246L124 247V249H122ZM129 246L130 247L134 246L135 252L130 251L128 249ZM260 247H262V246H260ZM245 251H247V250H245ZM87 252H89V251H87ZM156 252H157V256H158V254H162L161 256L163 259L159 258L155 262L150 261V259L153 257L154 254H156ZM76 253H73V254H76ZM2 256H5V255H2ZM77 256H80V255H77ZM150 256H152V257H150ZM79 258H81V256ZM170 258H175V260L170 259ZM152 260H153V258H152ZM40 261H41V263H40ZM97 261H100V260H97ZM26 262H24V263H26ZM109 262H104V263L107 264ZM24 263H21V264H24ZM0 264H7V263H1L0 262ZM34 264H36V262Z\"/></svg>","mask_w":264,"mask_h":264}]
</instances>
